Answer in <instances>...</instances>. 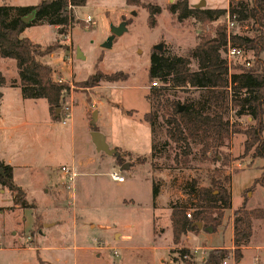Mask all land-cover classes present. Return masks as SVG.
<instances>
[{"label":"rangeland","instance_id":"374dc122","mask_svg":"<svg viewBox=\"0 0 264 264\" xmlns=\"http://www.w3.org/2000/svg\"><path fill=\"white\" fill-rule=\"evenodd\" d=\"M3 1L21 6L35 5L40 0H0V4ZM140 1L161 7L154 27L147 24L146 9L129 6L125 0H86L83 7L73 9L74 23L71 26L55 29L46 24L35 25L28 27L23 34L43 48L53 47L41 60L53 67L54 79H61L70 88L60 103L56 120L51 113L54 110L49 112L48 117V106L43 98L34 99L35 107L26 109L25 121L21 119L20 112L9 119L18 124V128L11 131L10 143L15 137H24L27 150H30L27 152L30 154L28 160L47 165L45 168L42 166L40 172L42 175L48 172L51 177L49 182H42V175H39L41 181L35 176L38 171L35 174H15L16 183L26 188L28 195L43 207L39 211L35 208L0 209V264H37L38 257L54 264H179L177 253L171 250L174 244L170 215L165 209L168 204L176 202L191 213L196 202L188 195L192 192L191 188L196 183L202 187H213L212 180L218 177L217 181H223V186L229 184L231 199L230 209L222 212L221 224L214 231L202 230L186 241L185 237L181 238L180 243L188 246L196 263L203 260L210 249L218 246L232 251L228 248L231 244L229 228L225 227L232 219V211L245 199L247 209L260 208L264 212V161L252 152L243 153V135H233L227 148H223L230 157L227 166L219 167V164L202 161L198 145L192 144L191 160L185 168L173 161L176 151L173 144L160 148L162 141L166 140L163 129H160L156 140L161 156L153 160L155 167L148 160L150 126L142 119L145 113L153 111L147 98L151 86L147 76L153 51L164 56L188 57L189 69L194 71L197 63L190 53L201 36L214 37L219 27L224 28L228 35L249 36L252 34L251 22L234 21L233 26H228L226 16L211 22H198L192 18L178 21L176 15L167 10V6L177 0ZM201 2H204L203 8H228V0H188V5L194 7ZM87 15L94 25L83 22ZM121 22L126 23V30L114 36L110 47L104 48L102 45L111 35V28ZM159 44L161 49L155 50L154 47ZM76 48L83 58L76 57ZM222 57L227 61L229 73L238 72L247 61L252 64L256 59L251 50L244 49L242 55L236 58H228L224 50ZM257 58L264 62V50ZM0 59H3L0 60V70L6 83L16 80L14 62ZM97 68L105 73L122 71L127 74V80L84 87L82 81ZM153 81H157V86L166 85L156 78ZM2 87L9 89L4 102L16 105L14 87L7 84ZM165 94L168 99L180 104L188 101L198 106L203 101L201 90L195 88H170ZM65 106L68 111L63 109ZM122 110H132L133 114L126 115ZM93 111L97 114L96 121L92 123ZM65 113L68 116L62 124ZM224 117L230 121L237 120L231 109L224 113ZM157 121L160 123V116ZM239 121L241 126H245L251 118L242 116ZM92 131L103 134L109 148L120 147L133 153L120 158L121 165L128 164L126 169L119 170L114 155L95 150L91 141ZM7 150L14 153L15 149L9 145ZM141 156L146 161L136 164L135 159ZM61 166L73 167L76 173L67 185L69 189L62 186L64 183L60 175L53 176V173L60 172ZM113 171H117L124 182L112 181L109 174ZM157 172H163L165 177L159 178ZM41 182L42 187L53 191L48 198L57 200V207L49 208L50 202L46 199L41 202L37 189ZM152 184L157 186L162 196L156 204L152 203ZM4 189L3 193L0 192V207L11 208V194ZM25 198L34 203L27 195ZM159 208L164 211L160 212ZM44 222L62 226L57 225L54 232L47 230L48 234L38 237V231L45 230L42 227ZM252 230L250 245L242 251L241 258L234 260L229 257L222 264H264V222L255 220ZM37 237V249L28 248L26 245L34 244ZM74 241H77L76 248ZM89 247H95L93 254L83 250Z\"/></svg>","mask_w":264,"mask_h":264},{"label":"trees","instance_id":"16d2710c","mask_svg":"<svg viewBox=\"0 0 264 264\" xmlns=\"http://www.w3.org/2000/svg\"><path fill=\"white\" fill-rule=\"evenodd\" d=\"M85 3L86 0H40L35 5L26 6L0 4V58L14 60L17 71V79H12L9 83H6L0 72V87L6 84L18 87L24 99H45L49 112L54 110L51 112L54 120L58 118L56 109L60 108L64 94L70 87L68 83L54 79L53 67L41 60L53 47L49 45L43 48L40 44L21 36V33L28 27L44 24L67 28L74 23L73 9L84 6ZM125 3L146 9L148 26H155L156 16L162 10L159 5L143 3L140 0H125ZM167 10L176 15L178 21L192 18L198 22H211L221 16H227L235 22L248 20L251 22L252 34L228 35L224 28L219 27L214 37L201 36L190 53L197 63V69L194 71L189 69L188 57L164 56L156 51L152 52L147 79L153 82L156 78L166 85L150 86L147 96L153 109L142 117L151 130L148 160L155 166L153 160L161 156L156 135L163 129L166 140L162 141L160 148L165 149L173 144L176 150L173 161L185 168L191 160L192 144L198 145L197 151L202 161L219 164V167L227 166L230 157L223 148H227L235 134L244 136L243 153L252 152L264 161V62L257 58L264 50V0H228L227 9L190 7L188 0H177L168 5ZM30 13H33L32 19L24 22L22 18ZM228 43L241 50H251L256 59L252 64L247 61L249 65L245 67L244 64L238 72L229 73L227 61L222 57V51L226 50ZM125 80L127 74L122 71L105 73L97 68L82 81V85L92 88L101 82ZM170 88L200 89L203 101L198 106L188 101L180 104L167 98L165 93ZM230 109L234 110L237 120L230 121L224 117V113ZM122 111L126 115L133 114L132 110ZM158 116L161 117L160 123L157 121ZM242 116L250 117L251 122L241 126L239 118ZM115 150L114 156L120 167L121 156L130 153ZM145 161L143 156L135 159L136 164H143ZM0 171V187L10 192L13 205L19 209H34V203L28 202L25 192L14 183L12 167L0 160ZM257 182L258 179L254 184ZM211 184L214 186L210 188H196V202L191 208V213L187 212L184 206H171L170 222L172 242L175 246L171 250L177 253L179 264H222L229 257L238 260L241 258L242 248L250 243L253 222H264L263 210L247 209L245 199L241 206L232 211V251L213 248L203 260L196 263L188 247L176 245L187 232L216 230L221 224L222 212L231 207L229 186H223L217 180H212ZM151 187L154 197L157 194V186L152 184ZM187 213H190V217L186 216Z\"/></svg>","mask_w":264,"mask_h":264},{"label":"crops","instance_id":"0c3cea01","mask_svg":"<svg viewBox=\"0 0 264 264\" xmlns=\"http://www.w3.org/2000/svg\"><path fill=\"white\" fill-rule=\"evenodd\" d=\"M2 4H7L5 1H3V3ZM10 5V4H9ZM18 6H20V5H18ZM21 6H26V5H21ZM83 7V6H82ZM75 10H77V8L75 9ZM54 27V26H53ZM57 27H55V29H56ZM28 28H26L22 33H21V36H24L23 34L25 33V31L27 30ZM24 37H27V36H24ZM28 38V37H27ZM0 60H3V59H0ZM9 60H11L12 62H14V60H12V59H9ZM13 66L15 67V62L13 63ZM15 70H16V67H15ZM0 72H1V70H0ZM2 73V72H1ZM61 74H63L62 73V71H61ZM3 90V91H2ZM9 91V89L8 88H4V87H0V160L3 162V163H5V164H7V165H10L11 167H12V169H13V181H14V183L17 185V186H19V187H21V189L22 190H24V192H26L25 194L27 195V198L28 199H32V201L34 202V205H35V209L37 210V211H39V210H42V207L43 206H41L35 199H33V198H31L29 195H28V193H27V191H26V188H24V187H22V186H20V185H18L17 183H16V180H14V178H15V174H17V173H25V172H28V173H34L35 171H38L39 172V174H35V176L36 177H38L39 178V180L41 181V176H39V175H42V172H40V170H42V168L44 167H47V165H45V166H43L44 164H42L41 163V161H40V159H38L39 161H40V163H37V164H40V166H37V164L36 163H33V161L31 162V160H28L29 159V157H28V155H30L29 153H27L28 151H30V150H27V148H28V146H27V144H26V142H25V139H24V137L22 138V139H18L17 137H15V139L10 143V137H11V135H12V133H11V131L13 130V129H16V128H18V124H17V122H15V121H12V120H9L10 119V117L12 116V115H14V113H19L20 112V114L19 115H21V119L23 120V121H25V119H26V109H29V108H34L35 107V105H36V103H35V101L33 100V99H31V100H29V99H24L22 96H21V92H20V89L18 88V87H14V89H13V91L15 92V96H16V99H17V101L15 100V104L16 105H8L10 102L9 101H6V102H4V99H5V95H6V92H8ZM8 94H9V92H8ZM30 102H32V103H30ZM47 103V102H46ZM14 106L17 108V109H15L14 108ZM48 106V105H47ZM47 115H48V117L50 118V116H49V109H48V107H47ZM9 120V121H8ZM9 145L11 146V147H13L15 150H14V153H11L10 151V153L8 152V147H9ZM24 149L23 150V152L22 151H20L21 149ZM117 148V147H116ZM113 149H115V148H113ZM118 149H120L121 151H127V152H129L130 154H133L132 152H130V151H128V150H124V149H122V148H118ZM72 163H74V161L72 160ZM43 166V167H42ZM62 167V166H61ZM60 167V168H61ZM47 174H49L48 172H46L44 175H42L43 176V180H42V182H49V180H50V177L51 176H49V175H47ZM54 175V177L56 176H61L62 177V179H63V183H64V185H62L63 187H66L67 189H69V186H67L68 184H69V182L67 181V177L63 174V172L60 170V172L58 173V172H56V173H53ZM157 174H159V175H157L159 178H163V176L165 177V174L162 172V173H160V172H157ZM164 174V175H163ZM168 174H169V172H168ZM167 174V175H168ZM161 176V177H160ZM223 176V175H222ZM224 178H225V176H223ZM53 178V177H52ZM218 179H220V177H218ZM218 179H214V180H218ZM42 182H41V184L39 185V187H37V189H39V195L41 196V202H43L44 203V199H46V200H48V202H50V204H49V208H53V207H57V200H55V199H53V200H50L49 198H48V196H49V194H50V192H53V191H48V189L47 188H44V187H42L41 185H42ZM115 182V181H114ZM220 182V181H219ZM221 184H223V181L222 182H220ZM228 186H229V184H228ZM200 187H202V185H199V183H196L195 184V186H193V188H191V190H192V192H189V191H187V192H189L188 193V195H191V197H193L195 200H196V193H195V189L196 188H200ZM1 188V190H0V192L1 193H3V188L2 187H0ZM4 191H7V192H9L7 189H4ZM10 193V192H9ZM47 198H46V197ZM162 198V196H160V191L158 192V190H157V194H156V196H154V197H152V203L154 204V202H155V204H156V201H158V200H160ZM160 203V202H159ZM43 205V204H42ZM173 205H179L178 203H176V202H173V203H171V204H168L167 205V208L165 209V212L168 214V216L170 215V211H171V206H173ZM156 206V205H155ZM14 208H17V209H19L17 206H14V205H12V209L11 210H13ZM0 209H3V210H8V207H0ZM156 210V209H155ZM159 210H160V212L161 211H164L163 209H160L159 208ZM25 220V219H24ZM73 221H74V219H72ZM65 221H63L62 222V224L64 223ZM57 225H60V228H61V224H55L54 222H44L43 223V225H42V227H43V230L44 231H38V237L39 236H45V234H48L47 233V230H50L51 231V229H52V231L51 232H54V228L57 226ZM225 228H229V234H230V242H231V244H230V246L228 247V248H232L233 249V246H232V235H233V230H232V219L230 218V220L228 221V223H227V225H226V227ZM224 230V229H223ZM200 232H203L202 230H199V231H197L196 233H191V232H187L183 237H185V241H186V239L187 238H190L191 236H196L197 234H199ZM210 232V231H209ZM154 233V232H153ZM204 233H207V232H204ZM254 233V232H253ZM55 234H57V233H55ZM208 234H210V233H208ZM60 235V234H59ZM38 237L35 239V241H34V244H33V242H32V244H29V245H26L28 248H30V249H37V247H38V243H37V239H38ZM73 240H75V237H73ZM251 241V240H250ZM77 241H74V243H73V245H74V247L76 248L77 247ZM249 245H250V243H249ZM249 245H247V246H245V247H243L242 248V251L243 250H245ZM176 246H178V247H188V246H186V245H183V244H181V243H179L178 245H176ZM66 247V246H65ZM175 247V246H174ZM173 247V248H174ZM95 247H89V248H85V249H83V250H89L90 252H91V254H93V249H94ZM216 248H220V246H218V247H216ZM95 255V254H94ZM96 256H98V254H96ZM37 264H54L53 262H51V261H48V260H46V259H43V258H41V257H38L37 258Z\"/></svg>","mask_w":264,"mask_h":264},{"label":"water","instance_id":"95a60500","mask_svg":"<svg viewBox=\"0 0 264 264\" xmlns=\"http://www.w3.org/2000/svg\"><path fill=\"white\" fill-rule=\"evenodd\" d=\"M204 6V2H201L200 4L194 6L196 8H203ZM33 17V13H30L29 15L25 16L22 18V20L24 22H28L30 19H32ZM126 23L125 22H121L119 25L112 27L111 28V35L108 37V39L106 40V42L102 45L104 48H108L111 46L112 40L114 38V36L116 35H120L122 34L126 28H125ZM155 50H160L161 49V45H156L154 47ZM76 57L78 58H83L81 52L79 51L78 48H76ZM181 108V107H180ZM58 111L59 109H56V115H58ZM96 111H93L91 114V121L92 123L96 121ZM91 141L94 145V148L97 152H103L106 155H115L116 154V150L115 149H111L109 148L106 140H105V136L103 134H101L98 131H92L91 132ZM128 167L127 163H124L123 165H121L119 167V170H123L126 169ZM1 172V171H0ZM198 227H200V225H198Z\"/></svg>","mask_w":264,"mask_h":264},{"label":"built area","instance_id":"2783aa9c","mask_svg":"<svg viewBox=\"0 0 264 264\" xmlns=\"http://www.w3.org/2000/svg\"><path fill=\"white\" fill-rule=\"evenodd\" d=\"M226 18H227V25L228 26H233L234 25V21L233 20H230L227 16H226ZM83 20V22L86 24V25H94V21L92 20V18L89 16V15H87L84 19H82ZM85 27H87V26H85ZM226 55H227V57L228 58H231V57H239V56H241L242 55V50L240 49V48H237V47H233V46H231L229 43L227 44V46H226ZM249 65V62H246L245 63V66H248ZM57 81L58 82H62V80L61 79H57ZM151 86L152 87H155V86H157V81H153V82H151ZM65 111H68V108L65 106L64 108H63ZM68 116V113H65L64 114V116H63V119H62V124H64L65 123V118ZM60 170L63 172V174L67 177V181L70 183L72 180H73V178L76 176V173H75V171H74V169H73V167H67V166H62L61 168H60ZM109 176H110V179L112 180V181H115V182H117V183H122V182H124V179H123V177L121 176V175H119V173L117 172V171H113V172H111L110 174H109ZM186 216L187 217H190V213H187L186 214ZM28 239H29V237H28ZM195 251H196V249H194V253H195ZM114 254H116L115 252H113Z\"/></svg>","mask_w":264,"mask_h":264}]
</instances>
